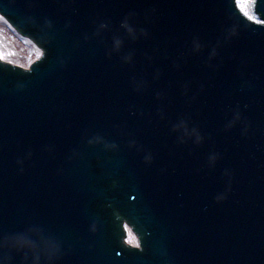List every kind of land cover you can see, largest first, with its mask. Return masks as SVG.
<instances>
[{
    "label": "water",
    "instance_id": "obj_1",
    "mask_svg": "<svg viewBox=\"0 0 264 264\" xmlns=\"http://www.w3.org/2000/svg\"><path fill=\"white\" fill-rule=\"evenodd\" d=\"M0 13L43 50L0 61V230L58 240L28 231L0 264H264V23L236 0Z\"/></svg>",
    "mask_w": 264,
    "mask_h": 264
},
{
    "label": "bare ground",
    "instance_id": "obj_2",
    "mask_svg": "<svg viewBox=\"0 0 264 264\" xmlns=\"http://www.w3.org/2000/svg\"><path fill=\"white\" fill-rule=\"evenodd\" d=\"M252 0H238V5L243 8L249 9L252 5ZM5 22V24H4ZM6 21L0 18V51L2 50L8 56L19 58V57H30L34 53V48L27 42L17 40L9 29ZM18 38V37H17ZM20 39V38H18ZM35 52H37L35 50ZM1 55V52H0ZM128 236L134 239V235L128 232ZM133 243H136L133 241Z\"/></svg>",
    "mask_w": 264,
    "mask_h": 264
},
{
    "label": "rangeland",
    "instance_id": "obj_3",
    "mask_svg": "<svg viewBox=\"0 0 264 264\" xmlns=\"http://www.w3.org/2000/svg\"><path fill=\"white\" fill-rule=\"evenodd\" d=\"M242 1V0H241ZM237 2H238V0H237ZM252 2V5L250 6V8L249 9H247V8H243L242 6L240 7V9L244 12V14H246L249 18H251V19H253V20H257V18H256V16H255V14L253 13V3H254V0H252L251 1ZM3 21H4V19L2 18V17H0ZM4 24H5V22H4ZM8 25V24H7ZM8 29L11 31V32H13L12 33V35L17 39V40H22V41H24V42H27V43H29L30 45H32V47L37 51V52H35V50H34V53L30 56V57H28V56H25V57H19V58H14V57H11V56H8V55H6L5 53H3L2 52V50L0 51L1 52V56H2V58H4L5 60H7V61H9V62H12V63H14V64H17V65H20V66H22V67H28L33 61H35L36 59H38L39 58V56H40V54H41V51L31 42V41H29L28 39H26V38H23V37H21V36H19L9 25H8ZM7 29V30H8ZM20 38V39H18V38ZM128 242L129 243H131V244H136V243H133V241H135L136 242V238L134 237V239L133 238H130L129 236H128Z\"/></svg>",
    "mask_w": 264,
    "mask_h": 264
},
{
    "label": "snow or ice",
    "instance_id": "obj_4",
    "mask_svg": "<svg viewBox=\"0 0 264 264\" xmlns=\"http://www.w3.org/2000/svg\"><path fill=\"white\" fill-rule=\"evenodd\" d=\"M28 231L36 232L39 235L40 242L49 244L52 246L58 245L57 238L50 232L45 230L40 224L29 225L24 231L8 232L0 230V247L5 246L9 241L15 239L16 237H21L27 234Z\"/></svg>",
    "mask_w": 264,
    "mask_h": 264
}]
</instances>
